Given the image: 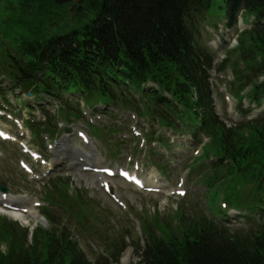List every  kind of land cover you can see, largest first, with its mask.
Returning <instances> with one entry per match:
<instances>
[{"label":"trees","instance_id":"obj_1","mask_svg":"<svg viewBox=\"0 0 264 264\" xmlns=\"http://www.w3.org/2000/svg\"><path fill=\"white\" fill-rule=\"evenodd\" d=\"M5 7L11 18L0 25V65L15 87L65 102L61 111L69 105L65 93H82L89 106L122 105L152 123L148 143L158 131L153 123L190 135L195 145L208 139L190 172L204 177L206 211L192 219L177 211L175 225L149 213L146 218L159 231L142 234V245L133 243L138 264H264V118L226 122L212 79L213 70L232 69L240 113L249 111L244 100L264 104V0H17ZM241 13L253 16L255 26L238 37L233 49L238 57H226L217 66L211 50L197 41L198 24L201 18L224 16L234 27ZM55 17L67 30L46 37L43 30ZM18 27L25 33H17ZM4 40L14 42L6 47ZM148 83L158 89L147 88ZM73 110L68 115L77 117ZM49 127L56 132L53 121ZM159 143L169 145L162 137ZM83 191L59 177L45 198L51 206L85 213L77 219L80 224L96 221L105 256L92 258L67 223L46 207L42 213L50 226H38L32 234L0 215V264H117L126 231L104 224L112 210L89 195L82 199ZM222 195L246 213L249 227L224 223L229 217L216 203Z\"/></svg>","mask_w":264,"mask_h":264},{"label":"rangeland","instance_id":"obj_2","mask_svg":"<svg viewBox=\"0 0 264 264\" xmlns=\"http://www.w3.org/2000/svg\"><path fill=\"white\" fill-rule=\"evenodd\" d=\"M9 2L17 3V0H0V25L8 18H11V12L9 9H7L5 6L9 5ZM213 8H217V5L214 4ZM202 21L200 24H198V34L197 38L198 41L202 46H207L209 49H211L212 53L214 54L215 62L217 65H219V62H222L225 60L226 57H231V58H237L238 53L233 52V48L236 47L237 45V39L238 36L244 32V30H248L253 28L254 26V18L253 17H239V21L237 26L231 28L228 26V21L225 19L224 16H218L214 18H201ZM53 25L47 24L43 30V33L47 36L55 35L56 32H61V31H66V22L59 18L55 17V19L52 21ZM16 32L20 33H25L23 28L18 27L16 29ZM14 41L10 40H4V46L8 47L11 46ZM227 44V49H225V45ZM237 48L235 49V51ZM228 54H226V52ZM224 76L225 79H233L232 72L231 71H225V73H220L217 74L216 72L213 73V78L220 80ZM2 79V78H0ZM8 85V82H6ZM218 82L216 83V85ZM5 86V85H4ZM223 89V91L221 90ZM215 91L217 94H220L223 99V95L225 97V94H229V86L228 83L222 82L216 86ZM223 93V95L221 94ZM66 94V93H65ZM68 97L74 98L78 97V99H74V103H83L81 100V94H71L68 95ZM16 98V97H15ZM17 99V98H16ZM12 104H14V100L12 98L9 99ZM20 101V99H17ZM21 102V101H20ZM24 104V102H21ZM217 103H219V100L217 98ZM228 106L225 105L226 111L229 113V117H231L230 120L227 122L230 124L231 120H238V123L243 122L245 119L240 118L236 115V113L233 110V107L235 105V102L232 100V103H229L227 101ZM222 107V113L224 112L223 110V105L221 103ZM20 111V108L18 109ZM53 110V109H52ZM253 114L251 113V118H264V108L261 109H253ZM22 112V111H21ZM28 112L23 111V116L24 114H27ZM90 116L88 115V118H93L94 123H101L105 126H108L111 121H110V114L109 112H106V110L99 111H89ZM36 116L38 114L36 113ZM51 116L53 119H56V115L54 113H51ZM97 116H102L104 117L102 120H99ZM129 116V115H127ZM227 118V119H228ZM133 121H129L128 124L123 127L122 135L126 138H131L133 135V129L136 126L137 121L138 126L140 127V124L144 125L143 120H136L134 117H132ZM62 122V120L58 121ZM76 127L77 129H84L86 132L90 134L89 130L87 129L86 125L84 124L83 121H78L75 122L68 127ZM7 128L9 130L15 131V129L7 124ZM18 128V127H17ZM91 131L93 134H97L94 128H91ZM20 132V129L18 128V133ZM102 136H105V132L101 133ZM173 136V135H170ZM123 137V136H122ZM28 139V137H27ZM136 142V140H134ZM101 143V142H100ZM179 144L181 146L175 148V149H163V152L165 156H162L159 154L161 157H163L162 162L164 165H166L167 171L165 173L166 176H163L160 172L157 171V169L152 168L151 165H149V168H146L145 172V178L148 180L149 184L155 185L160 187L161 191L159 193H147V192H141L133 188L132 186L126 184L122 180H113L112 185L115 190V194L118 195L119 199L121 201H124L127 204V211H124V209L121 210L111 201L110 197L104 193V191L96 184L91 176L87 173H82L76 169H74L73 163L68 162L70 166H64L63 170L65 173H62V178H67L70 180L72 186L75 187H84L85 190L83 191L82 199H86L88 194L93 196L95 201L100 207L104 208H109L112 210L113 215L109 217H103L104 219V224L107 223H118L119 225H123L124 229H126L129 233V235L132 239L127 237V242H126V251L124 252L127 253L128 248L133 247L132 243L135 244H142L144 241V236L141 235L144 234L145 236L148 235L150 231L152 232H158V228L155 225V222L152 220V218H146L149 216V213L152 215H159V220L164 223H170L175 225L178 221H180L179 218L174 219L177 211L178 215L179 213L184 215L185 217H190L192 219L194 215L197 212L200 211H206L207 209V203H206V192H207V187L203 183H199L200 179L204 177L196 176V177H191L190 174L188 175L187 173V182L184 186H182L186 191L187 194L184 197L176 195L175 191L178 189V184L180 182V179L183 178L182 176V171H187L189 172L188 169V164H190V161L192 162V159L194 157V151L195 147L194 144L191 141V138L189 136H186V138L181 139L179 141ZM69 145L71 149H76L79 148V145L77 142H72L71 140L69 141ZM4 151L0 150V153H3L5 155L6 159L0 160V164L2 166L6 167L5 171H0V181H4L6 183H10L12 186H15V188H12L14 190V194H21V190H24L28 192L31 197L34 200L41 201L44 206V202L42 200V193H45V188L48 185V178L47 177L44 181H40L38 183H30L28 179L26 178H21V169L18 166V160L21 158L20 157V150L11 145H3ZM98 151L100 154V160L105 163L106 165H111L114 166L116 163L120 165V167H126L127 165L131 164L129 163V160L133 158V162L139 160L145 164H150V160L147 158H143V153L144 149L140 147V143H129L126 146L121 147V155L113 158H107L105 159L104 155V145L101 143V145H97ZM17 148V149H16ZM117 153V150H116ZM70 152L66 151L62 155L58 156H53L51 158V162L54 163V169L57 165L61 164L63 161L67 160V157L69 156ZM133 154V155H132ZM132 165V164H131ZM134 169V166H133ZM58 171L52 173L56 174ZM141 172V171H140ZM5 173L7 175H5ZM155 177H158L160 181H158ZM29 187V188H28ZM163 187L167 189H162ZM246 189H249V187H246ZM94 201V202H95ZM218 203V201L216 202ZM119 206V205H118ZM240 210V209H239ZM59 211V210H57ZM143 212V214H138ZM238 210H232L229 212V223L233 224H228L231 226H234L235 228L240 227V226H250V224L245 223L244 219H236L235 214L238 213ZM42 212L39 209H36L33 211L31 214L32 216H35V220H27V219H22L20 217H15L14 215L11 214H5L0 212V215L7 216L10 220L12 221H18L22 227L24 228H30L33 230L36 228L38 225L41 226H47V223L43 221L42 219ZM65 214V213H64ZM63 214V215H64ZM86 214L82 213L79 214L78 216L74 217L73 220H69V225L73 228V230L77 231L76 227L78 226V217H82ZM66 217V216H65ZM259 216H255L253 218V222L256 220V218ZM146 218V221L144 220ZM237 222H241V224H234ZM94 223H97L94 221ZM244 223V224H243ZM83 225H87L89 227L88 232V242H84L83 245L88 252V254L92 258H96L98 255L100 256H105V248H106V243H105V238H103L102 233L99 235H95V225L91 223L89 220ZM81 229L83 227H80ZM105 229V228H104ZM141 230V232H140ZM79 232V231H77ZM87 243V244H86ZM122 255L120 258V261L117 264H125L123 262L124 256ZM136 260V262H135ZM139 257L137 253L133 252L130 257V262L127 264H138L139 262ZM112 264H116L113 263Z\"/></svg>","mask_w":264,"mask_h":264},{"label":"bare ground","instance_id":"obj_3","mask_svg":"<svg viewBox=\"0 0 264 264\" xmlns=\"http://www.w3.org/2000/svg\"><path fill=\"white\" fill-rule=\"evenodd\" d=\"M224 203H226L227 205H230L229 204V202L228 201H226L225 199H224ZM15 217H19V215H16ZM126 255L124 256V259H123V262L125 263V264H127L128 262H130L129 260H130V257H131V252H127V253H125Z\"/></svg>","mask_w":264,"mask_h":264},{"label":"water","instance_id":"obj_4","mask_svg":"<svg viewBox=\"0 0 264 264\" xmlns=\"http://www.w3.org/2000/svg\"><path fill=\"white\" fill-rule=\"evenodd\" d=\"M0 189L3 190V191H6V188L3 185L0 186ZM128 251L133 253L134 252V248L130 247V248H128ZM135 262H136V260H135Z\"/></svg>","mask_w":264,"mask_h":264}]
</instances>
